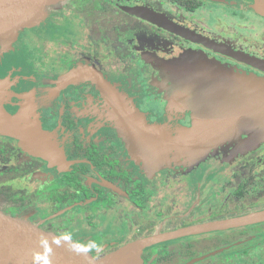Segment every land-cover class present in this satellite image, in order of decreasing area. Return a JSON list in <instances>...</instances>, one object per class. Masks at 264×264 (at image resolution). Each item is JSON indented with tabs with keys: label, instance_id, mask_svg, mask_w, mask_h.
Segmentation results:
<instances>
[{
	"label": "flooded vegetation",
	"instance_id": "flooded-vegetation-1",
	"mask_svg": "<svg viewBox=\"0 0 264 264\" xmlns=\"http://www.w3.org/2000/svg\"><path fill=\"white\" fill-rule=\"evenodd\" d=\"M257 3L69 0L10 48L0 45V111L37 125L61 155L50 162L0 135V211L78 243L96 259L144 239L263 212L264 141L248 143L245 134L199 162L145 141L141 152L120 137L111 97L90 78L99 73L160 139L174 140L193 126L192 111L170 98L184 84L183 61L264 81ZM71 74L75 79H66ZM141 259L264 264V222L159 241Z\"/></svg>",
	"mask_w": 264,
	"mask_h": 264
},
{
	"label": "water",
	"instance_id": "water-1",
	"mask_svg": "<svg viewBox=\"0 0 264 264\" xmlns=\"http://www.w3.org/2000/svg\"><path fill=\"white\" fill-rule=\"evenodd\" d=\"M67 1L0 0V45L10 48L21 32L38 24L51 9ZM256 1L264 14V0ZM181 65L184 84L176 85L170 98L174 105H184L192 111L193 126L186 129V134L179 135V140L160 139L159 131L146 124L136 110L124 105L123 98L99 73L93 72L90 78L111 97L124 123L120 127L129 138H139L141 144L145 141L150 143V147L153 144L158 148L162 146L168 147L167 150H179L180 153L175 155L177 158L199 162L210 152L240 141L245 134L249 136L248 143L259 144L264 141L263 80L213 64L185 60ZM75 75L71 74L66 79L73 80ZM113 121L115 124L119 122L115 118ZM36 128L37 125L34 129L24 126L19 116L11 117L0 111V135L18 140L20 146L34 156L50 162L59 161L60 153ZM161 157V151L158 150L157 159ZM262 214L264 211L189 228L165 236L160 241L262 223L264 217L251 219ZM159 239L137 241L104 259H96L78 243L47 233L0 211V264H143V250L155 245Z\"/></svg>",
	"mask_w": 264,
	"mask_h": 264
},
{
	"label": "rangeland",
	"instance_id": "rangeland-1",
	"mask_svg": "<svg viewBox=\"0 0 264 264\" xmlns=\"http://www.w3.org/2000/svg\"><path fill=\"white\" fill-rule=\"evenodd\" d=\"M64 12V11H63ZM53 14H59V13H62V12H59V11H56V12H52ZM49 15V14H48ZM47 14L45 15V16H48ZM42 20H45V18H43ZM14 55L13 54H9V57H8V60L10 59L11 61H13V59H12V57H13ZM16 57V56H15ZM18 61V60H17ZM19 62V61H18ZM28 69V68H27ZM114 118H115V120H116V122H117V120H119V122H117L116 123V126H115V129L117 130V132H118V134L120 135V137H123V136H125L126 137V139L128 140L127 141V143H131V145L133 144L134 146H136V148H138V149H140V151L141 152H143L144 151V145H141V143H140V140H139V138H129V136L127 135V132H125L123 129H122V126L120 127V125L121 124H123V126H124V123H123V121H121V119H120V117H119V115L117 114V113H115L114 114ZM186 132H187V130H181L180 132H179V135H183L184 133L186 134ZM177 140H179L180 138L178 137V138H176ZM178 153H180V151L179 150H172L171 151V153L170 154H173V155H176V154H178ZM169 154V155H170ZM207 173H209V172H207ZM107 248H109L108 246L105 248V250L107 249ZM104 249H103V251H105Z\"/></svg>",
	"mask_w": 264,
	"mask_h": 264
},
{
	"label": "bare ground",
	"instance_id": "bare-ground-1",
	"mask_svg": "<svg viewBox=\"0 0 264 264\" xmlns=\"http://www.w3.org/2000/svg\"><path fill=\"white\" fill-rule=\"evenodd\" d=\"M263 217H264V214H262V215H260V216H259V215H258V216H254V217H252L251 219L254 220V219L263 218ZM158 239H159V238H158ZM162 239H164V237L160 238V239L157 240V241H160V240H162ZM155 240H156V239H155ZM155 240H154V241H155ZM157 243H158V242H157Z\"/></svg>",
	"mask_w": 264,
	"mask_h": 264
}]
</instances>
